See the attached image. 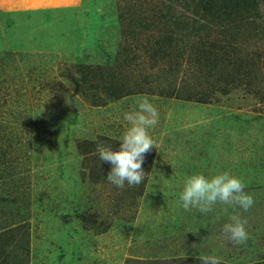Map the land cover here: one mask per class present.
<instances>
[{
  "label": "rangeland",
  "instance_id": "rangeland-1",
  "mask_svg": "<svg viewBox=\"0 0 264 264\" xmlns=\"http://www.w3.org/2000/svg\"><path fill=\"white\" fill-rule=\"evenodd\" d=\"M144 95L160 113L158 148L145 181L121 189L97 147L119 150ZM223 171L255 200L235 209L249 231L238 245L222 205L178 204L186 177ZM201 255L264 264V0H0V264Z\"/></svg>",
  "mask_w": 264,
  "mask_h": 264
},
{
  "label": "clouds",
  "instance_id": "clouds-1",
  "mask_svg": "<svg viewBox=\"0 0 264 264\" xmlns=\"http://www.w3.org/2000/svg\"><path fill=\"white\" fill-rule=\"evenodd\" d=\"M159 118L158 108L147 95L137 97L132 110L124 113L123 119L128 127L120 140L119 150L98 145L100 161L111 164L106 179L112 185L123 189L125 184L137 187L145 181V156L154 146L158 148L149 130L156 127ZM246 187L242 178L229 171L214 175L194 173L185 178L178 204L185 211L195 209L203 215L212 213L218 204L222 205V214L227 217L222 234L225 240L238 245L247 242L249 231L247 219L235 213V209L247 212L255 203L254 196L245 190ZM230 209L235 214H230ZM216 219L219 220L220 216ZM198 259L202 264H222V259L216 255H201Z\"/></svg>",
  "mask_w": 264,
  "mask_h": 264
},
{
  "label": "trees",
  "instance_id": "trees-1",
  "mask_svg": "<svg viewBox=\"0 0 264 264\" xmlns=\"http://www.w3.org/2000/svg\"><path fill=\"white\" fill-rule=\"evenodd\" d=\"M220 3V2H219ZM226 4V3H225ZM246 4H248V3H246ZM236 5V4H235ZM207 7H209V8H211V7H213V6H207ZM222 7H224L223 5H222ZM228 8H229V10L227 11V12H223L222 14H224V15H227V16H230V14H233V15H235V14H237L239 11L236 9H234V10H231L230 9V6H227ZM235 7V6H234ZM225 9V8H224ZM208 13H209V10L207 11ZM209 14H211V13H209ZM242 20V19H241ZM228 23H231V21H232V19L230 18V17H228ZM162 22V21H161ZM163 24H164V22H162ZM164 27H167V26H164ZM228 45H231V43L230 42H228ZM215 54L217 55V53H214L212 56H211V63L214 65V59H215ZM239 60H242V59H239V58H235V60L234 61H232V64L234 65L235 64V66H233L232 65V67H233V69H235V70H241V65H243L244 64V62H243V60H242V64H240L239 62H237V61H239ZM253 63V62H252ZM253 64H255V63H253ZM245 69H242V73L244 74L245 73ZM239 71H236L235 72V74L236 73H238ZM96 74H95V72H94V74H92V76L94 77ZM233 75V74H232ZM115 94H117L118 96L120 95V91H116L115 92Z\"/></svg>",
  "mask_w": 264,
  "mask_h": 264
}]
</instances>
